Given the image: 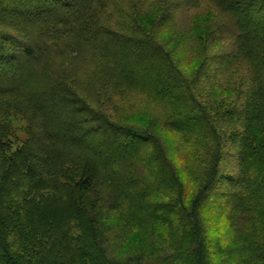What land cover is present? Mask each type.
<instances>
[{
    "label": "trees",
    "instance_id": "trees-1",
    "mask_svg": "<svg viewBox=\"0 0 264 264\" xmlns=\"http://www.w3.org/2000/svg\"><path fill=\"white\" fill-rule=\"evenodd\" d=\"M146 1L164 20L203 0ZM141 2L0 0V264H264V0H208L221 17L194 70L155 39L165 25H140ZM80 47L111 62L105 110L139 90L156 131L107 122L53 76ZM23 95L50 123L18 143L5 112Z\"/></svg>",
    "mask_w": 264,
    "mask_h": 264
},
{
    "label": "rangeland",
    "instance_id": "rangeland-1",
    "mask_svg": "<svg viewBox=\"0 0 264 264\" xmlns=\"http://www.w3.org/2000/svg\"><path fill=\"white\" fill-rule=\"evenodd\" d=\"M132 1L134 0H113V2H118L119 6L127 8L133 7V5L136 4L138 9L140 7V2L143 1L141 5L144 11H142L140 15L136 14L137 10L135 11L132 9L130 11L134 13V16L136 14L138 22L146 29L154 28V26H151L154 23L157 24L160 22L161 25H165L163 28L155 27L153 35L166 49H170L174 52L173 59L178 65H182L183 67L186 66L190 70H194L203 59L204 54H209L207 51L209 46L202 51V48L205 47L203 42L208 33L204 31L206 29H211V27L219 21L217 19L221 16L219 11L214 9L208 0L201 1L198 7L183 13L178 12L175 16L166 17L164 20L158 18L157 10L154 11L149 7L147 8L148 3L146 0H135L133 3ZM159 6L160 4L158 3L156 9L159 8ZM109 8V21L114 24L120 19L118 17L119 14L117 9H113L112 6ZM222 44L227 45V42ZM60 48L61 46H59L57 50L55 49V51L57 53L61 52ZM217 48H220V45L216 46L213 50ZM79 51L80 56L78 57L68 58L63 56L61 59L54 60L53 64H50L53 76L62 77L65 84L73 92L75 91L79 94L81 92L82 96L90 102L88 103V107L92 110H97L103 106L99 114L103 115L107 122L112 120L117 124L131 125L139 130H144V128L150 127V123L152 122L150 120L155 119L154 123L151 125V129L156 131V117L160 109L155 103L150 101L147 94L139 90H130L131 93L123 95L119 99V102L114 98L115 101H117V106H114L113 109L109 106L107 110H105L104 98H98L97 87L102 80L107 79L109 82L110 78L113 76L112 67L110 65L111 62L98 56L91 49L80 47L78 49V52ZM238 76V73L234 75V79L238 78ZM27 84L29 87L27 94L31 99L36 96H41L37 91L43 88L41 86L45 87V82H43V78L40 74H34L30 77ZM219 90V88H215L208 91V88L201 87L202 99L211 106L217 104L221 94H219ZM24 93H26V91H24L23 94ZM34 93H36L35 96H33ZM45 94L49 95L51 91L46 89ZM29 100L30 99L26 95L14 97L12 101L16 102L19 107L15 106L13 109L5 112L7 119H9V125H11L12 137L13 139L15 138V141L18 143L28 140L31 136L30 133L41 134L39 130L41 123H50L48 116L38 117L33 115ZM61 108L57 107L58 112L56 114L60 115L61 113H66V110ZM64 135L66 136V134ZM81 138H84V135H82ZM90 139L93 140V137ZM84 141H88V139ZM94 141H97L96 138ZM69 153L78 154L75 148L69 149ZM178 165L182 167L181 162L178 163Z\"/></svg>",
    "mask_w": 264,
    "mask_h": 264
},
{
    "label": "bare ground",
    "instance_id": "bare-ground-1",
    "mask_svg": "<svg viewBox=\"0 0 264 264\" xmlns=\"http://www.w3.org/2000/svg\"><path fill=\"white\" fill-rule=\"evenodd\" d=\"M52 1V0H51ZM57 1V0H56ZM1 43V42H0ZM1 45V44H0ZM1 51H3V50H1ZM14 51V50H13ZM4 52V51H3ZM6 52V51H5ZM17 53V52H16ZM19 54H20V52H19ZM6 55V54H5ZM8 56V55H7ZM12 57V56H11ZM14 57V56H13ZM20 56H18V58H19ZM5 58V57H4ZM17 58V59H18ZM8 59H10V58H8ZM4 60V59H3ZM3 60H2V58H1V61L3 62ZM16 60V59H15ZM19 60V59H18ZM21 60V59H20ZM19 60V61H20ZM17 61V60H16ZM22 61V60H21ZM6 62V61H5ZM18 62V61H17ZM8 63V62H7ZM13 63V62H12ZM13 64H15V63H13ZM9 65H11L10 63H9ZM13 67V66H12ZM5 79V78H4ZM3 80V79H2ZM6 80V79H5ZM1 83V82H0ZM58 89H60V88H58ZM62 91V90H61ZM69 99V98H68ZM70 101H71V99H70ZM70 104H72V102L70 103ZM122 128V127H121ZM127 128V127H126ZM180 129H181V127H180ZM178 130V129H177ZM183 130V129H182ZM184 131V130H183ZM187 132V131H186ZM156 139V138H155ZM157 140V139H156ZM152 141V140H151ZM158 141V140H157ZM155 143V142H154ZM156 144H158V143H156ZM161 146V145H160ZM161 152H162V150H161ZM166 152V151H165ZM168 153V152H167ZM217 153V152H216ZM212 166V165H211ZM215 167V166H214ZM174 184V183H173ZM180 184V183H179ZM175 185H178L177 183L175 184ZM154 191V190H153ZM182 200V199H181ZM182 202V201H181ZM136 206H138V204L136 205ZM132 208H130V210H131ZM133 211H134V208L132 209ZM123 211V210H122ZM139 211H140V208H139ZM142 211V210H141ZM140 213V212H139ZM134 217V216H133ZM105 228V227H104Z\"/></svg>",
    "mask_w": 264,
    "mask_h": 264
}]
</instances>
